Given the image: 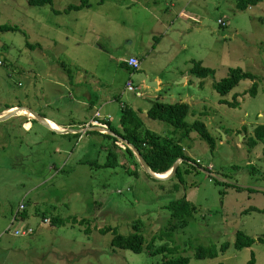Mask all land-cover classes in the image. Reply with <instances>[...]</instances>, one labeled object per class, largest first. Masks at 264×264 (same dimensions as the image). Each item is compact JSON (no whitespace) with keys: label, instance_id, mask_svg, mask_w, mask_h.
Instances as JSON below:
<instances>
[{"label":"rangeland","instance_id":"374dc122","mask_svg":"<svg viewBox=\"0 0 264 264\" xmlns=\"http://www.w3.org/2000/svg\"><path fill=\"white\" fill-rule=\"evenodd\" d=\"M101 1L65 13L83 0L45 7L0 0V26L19 28L0 33V115L29 109L82 130L99 110V120L122 132V107L129 106L143 122L142 132L179 141L201 167L184 164L180 176L157 181L108 134L61 135L27 115L0 121V264H163L180 257L189 264H248L252 254L264 264V192L235 187L264 188V143L250 146L255 128L264 124V2L242 12L236 0ZM132 56L141 61L135 72L122 66ZM199 61L215 75L192 76ZM236 68L260 77L257 96L247 93L249 80L226 96L214 90ZM182 75L190 82L183 83ZM156 77L164 82L159 90L146 84L157 83ZM129 81L135 92L127 90ZM234 96L238 104L232 107ZM156 101L189 104L186 121L206 124L215 151L196 131L182 138L172 124L150 118ZM109 150L118 153V167H102ZM183 198L196 210L186 227L175 229L178 219L166 205ZM21 203L27 216L12 224ZM45 216L91 223L47 224ZM24 225L34 233L13 234ZM105 227L125 237L137 231L147 243L155 239L154 246L140 254L116 249L114 234L100 233ZM238 231L257 242L237 250ZM224 243L230 247L221 252ZM199 247H215L217 258L196 259Z\"/></svg>","mask_w":264,"mask_h":264},{"label":"trees","instance_id":"16d2710c","mask_svg":"<svg viewBox=\"0 0 264 264\" xmlns=\"http://www.w3.org/2000/svg\"><path fill=\"white\" fill-rule=\"evenodd\" d=\"M237 1V9L239 11H247L249 7L258 6L263 3L264 0H236ZM106 0H102L101 4H104ZM54 0H28V4L34 7H45L49 5H53ZM90 7V0H83V3L79 6L71 5L65 13H71L73 11H82L86 8ZM19 28L14 26L2 25L0 26V33L7 32H18ZM32 47V46H30ZM193 67L190 70L192 76L197 78H208L210 76H214V70L210 68H205L202 62H193ZM66 70H68L65 63L61 64ZM122 66L126 69H129L125 64ZM249 80L253 83L252 87L249 89V93L252 97H255L259 93V80L260 77L257 75H253L250 72H244L240 68L230 70L229 75L222 79L219 82H216L213 87L214 90L221 96H226L229 94L235 87L239 85L241 81ZM246 93V94H247ZM237 97V96H236ZM236 97H233V103H228L229 106H236L238 101ZM222 102V101H221ZM224 103V102H222ZM7 110V109H6ZM190 106L187 103H176V104H166L161 101H156L152 107L147 111V115L154 120H162L172 124V126L177 130L182 132V138H188L192 131H196L200 138L205 141L211 152H214L216 149V139L210 134L207 129L206 124L201 120H195L193 123H188L186 121L187 115H189ZM104 123L108 124L110 129L115 132L117 135L121 136L125 140H127L130 144H132L136 149L139 150L142 157L151 168V170L156 174H165L169 172L176 162L180 159H183V164L180 166L176 177L180 176L182 173V166L184 164L190 165L192 168L201 167L197 164L196 161L192 160L191 157L187 156L184 152L183 147L179 143V141H175L173 138H165L161 135H158L151 131L142 132L143 122L139 118V115L131 109L129 106L122 107V115L120 119L122 132L117 131L113 128L112 123L110 121H105ZM110 136L114 140V144L118 143L117 139L111 135ZM259 142L264 143V124H260L259 127L254 130V137L250 140V146L255 148L258 146ZM117 148V147H116ZM126 153H128L131 157L135 158L134 154L129 148H126ZM119 155L115 150H109L107 162L102 165L104 168L118 167L120 165L118 161ZM89 163V162H86ZM85 163V164H86ZM93 167L95 163H90ZM194 165H197L194 166ZM135 174H137L135 172ZM217 183H219L216 180ZM237 189H243L235 186ZM249 191H254L249 189ZM167 208L171 210L172 219H178L179 224H176L173 228L178 227H186L188 225L187 217L190 216L195 210L196 207L193 203H190L185 198L180 200H175L168 205ZM26 208V206H25ZM25 213V209L22 211L21 216L23 217ZM52 224H81V225H90V220L87 218L79 219L78 217L74 218H60V217H51ZM136 226H134V229ZM92 227L86 228L85 232L87 234L92 233ZM101 234L113 233L114 239L112 245L116 249L121 250H129L133 253L140 254L143 252L145 248L151 250L152 246H154L155 239L152 242L147 243L143 234L139 232H135L132 235L125 237L118 233L117 228L105 227L99 230ZM264 243V238L259 239ZM257 239L249 237L245 232L238 231L236 233V239L234 242V247L237 250H242L245 248L252 247ZM230 247L228 243L222 244L220 251L226 252ZM165 249L156 250L154 253L158 254L164 252ZM218 256V250L215 247L203 248L199 247L195 253V258L199 260L203 259H215ZM190 259L188 257H180L177 259L165 260L163 264H189ZM248 264H257V259H255V255H250V259Z\"/></svg>","mask_w":264,"mask_h":264},{"label":"water","instance_id":"95a60500","mask_svg":"<svg viewBox=\"0 0 264 264\" xmlns=\"http://www.w3.org/2000/svg\"><path fill=\"white\" fill-rule=\"evenodd\" d=\"M146 84H147V86H155V87H157V83H153V82L147 81ZM14 109H11V111H9L7 113L5 112V113L1 114L0 115V121L6 120V119L16 115L18 109H20V108H14ZM29 111L34 113L36 115L35 118L40 119L42 121V123L45 124V126L49 127L50 130H52V131H54V132H56L58 134H61V135H65V134H85L87 132H101V133L108 134V135H111V136L115 137L119 142H121L122 144H125V146H127V148H129L132 151V153L134 154V156L136 157L137 161L140 163V165L142 166L144 171L146 173H148L153 179H155L157 181H169V180L173 179L176 176L180 166L183 164V161H184L183 159L178 160L176 162V164L174 165V167L169 171L170 173H172V175L169 178H158V177H156L157 174L154 173L151 170V168L148 166V164L146 163V161L142 157V155L139 152V150L136 149L127 140H125L121 136L117 135L112 130H109V128H105V127H101V126L100 127L99 126H93V127L88 128L86 130H84V129H82V130H70V129L57 130V129H55V128L50 126L49 120L47 118L41 116L40 114H38V112H35V111H32V110H29ZM224 138H225V136H224ZM194 166L197 167V165H194ZM197 168H199V167H197ZM208 175H210L211 177H214L217 181L223 182V179L215 177L214 174L213 175L212 174H208ZM240 188L252 189V190H255V191H263L264 192V188H262V187L240 186Z\"/></svg>","mask_w":264,"mask_h":264},{"label":"built area","instance_id":"2783aa9c","mask_svg":"<svg viewBox=\"0 0 264 264\" xmlns=\"http://www.w3.org/2000/svg\"><path fill=\"white\" fill-rule=\"evenodd\" d=\"M220 24L222 26H225V22L220 20ZM124 64L129 68L130 71L135 72L140 70V66H141V61L136 58V57H131L128 60H126L124 62ZM4 65V62L2 60H0V66ZM127 90L131 91V92H135V89L133 88V82L129 81L127 84ZM136 96L137 97H141V93L136 92ZM100 113H97V116H99ZM90 126H102L105 128H108V124L101 122L99 120H93L92 123L90 124ZM25 209V204L21 203L18 207V209L16 210L13 218H12V224H15L16 222H18V220H22L23 218L21 217L22 211ZM45 223L50 224L51 223V219L49 217H45ZM13 227V226H12ZM12 227H9V230H11ZM13 234L16 236H23V237H27L30 236L34 233L33 228H31L29 225H24L23 227H21L20 229H15L12 230Z\"/></svg>","mask_w":264,"mask_h":264},{"label":"crops","instance_id":"0c3cea01","mask_svg":"<svg viewBox=\"0 0 264 264\" xmlns=\"http://www.w3.org/2000/svg\"><path fill=\"white\" fill-rule=\"evenodd\" d=\"M102 5V4H101ZM104 5V4H103ZM76 6V5H75ZM75 12V11H74ZM71 13H73V12H71ZM132 57H136V58H139L138 56H132ZM123 64H124V62H123ZM129 70V69H128ZM130 71V70H129ZM182 78H183V83H187V82H190V78L188 77V76H185V75H182ZM155 81H157V87H156V90H159V86H162L163 85V80L162 79H159L158 77H156L155 78ZM15 108H17V107H15ZM5 111H7V110H5ZM100 113V115L99 116H97V113ZM102 116V114H101V112L98 110V111H96L95 112V114H94V117L89 121V122H85V124H83V127H82V129L85 127V126H88V124H91L92 123V121L94 120V119H97V120H99V118L98 117H101ZM47 119L49 120V121H51L52 123H54V124H57V126H59V127H61L62 129H72L73 127H71V124H64V123H61V122H59V121H56L55 119H53V118H50V117H47ZM99 121H101V120H99ZM107 121V120H106ZM102 122V121H101ZM30 123H31V126H32V122L30 121ZM66 135V134H65ZM26 216H27V212H26V208H25V213H24V215H23V217L22 218H26ZM45 217H47V216H45ZM53 217V216H52ZM23 220V219H22ZM52 224V223H51Z\"/></svg>","mask_w":264,"mask_h":264},{"label":"bare ground","instance_id":"6f19581e","mask_svg":"<svg viewBox=\"0 0 264 264\" xmlns=\"http://www.w3.org/2000/svg\"><path fill=\"white\" fill-rule=\"evenodd\" d=\"M14 110H15V109H14ZM9 111H11V110H8V111H5V112L7 113V112H9ZM5 112H4V113H5ZM17 112H18V113H17L18 115H27V116H30L32 119H34V118L36 117V115H35L34 113L30 112L28 109L25 110V109L20 108V109H18ZM49 124H50L51 127L55 128V129H57V130H62L61 127L57 126V124H54V123H52L51 121H49ZM99 127H100V126H99ZM101 127H102V126H101ZM171 175H172V173L167 172V173H165V174H157L156 177H158V178H169Z\"/></svg>","mask_w":264,"mask_h":264}]
</instances>
